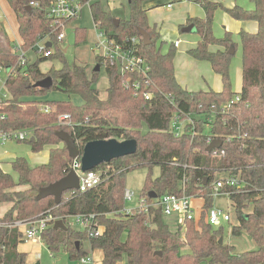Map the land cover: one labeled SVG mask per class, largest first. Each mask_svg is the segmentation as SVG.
I'll return each mask as SVG.
<instances>
[{
  "label": "trees",
  "instance_id": "trees-1",
  "mask_svg": "<svg viewBox=\"0 0 264 264\" xmlns=\"http://www.w3.org/2000/svg\"><path fill=\"white\" fill-rule=\"evenodd\" d=\"M30 1L7 0L17 18L23 40L21 48L29 50L47 37L51 39V46L45 45V48L49 50L55 45L56 52L51 50L49 56H37L33 62L27 60L21 66L16 54L0 43V66L14 67V73L5 80L9 96L0 99V132L30 131L33 141L31 136L18 141L28 142L33 152L50 147L49 160L31 166L25 157H16L12 161L16 181L10 173L0 169V202H13L0 221L10 224L40 215L66 220L72 214H94L97 225L104 227L98 234L96 227L75 230L67 223L65 230L52 225L43 230L41 239L47 249L54 253L64 251L71 260L88 255L82 248V242L88 241L91 248L102 250V264H122L124 259L127 264H264V0H250L254 4L252 9L238 5L227 9L238 19L258 22L255 33L239 31L242 47L239 93L233 91L230 75L233 54L228 49L234 43L231 33L216 37L212 31L213 14L217 8H224L221 4L196 0L206 15L188 19L201 39L187 52L195 59L208 61L213 71L221 75L223 88L217 92L187 90L176 81L175 48L169 46L166 52L159 49L163 41L155 26L148 22L143 7L147 0H129V16L119 18L118 24L113 20L115 16L102 9L100 2L92 3L91 17L97 28L120 42L131 36L139 37V53L150 68L152 98L149 100L134 95L132 87L123 84L126 78L142 81L139 75L121 74L110 66L104 68L109 83L107 96L99 98L95 86L99 70L88 73L84 65L67 63L64 50L56 40L59 26L46 16V3L31 7ZM140 30L150 35V44H143ZM74 34L77 45L85 40L86 30L77 27ZM210 45L223 48L210 51ZM54 56L62 59L61 68L51 67L43 73L39 64ZM97 62L102 66L99 58ZM46 76L52 78L50 87L34 86L35 81ZM51 90L78 95L82 103L35 100ZM40 104L54 108L44 112L38 107ZM175 112L181 119H192L179 135L171 129ZM62 113L69 115L65 124L58 120ZM61 130L74 138L80 150L86 142L109 138L134 139L137 148L133 154L94 167L93 170L106 169L99 185L74 191L69 196H65L66 191L59 204H55L53 196L38 200L35 196L40 187L70 171L72 158L56 134ZM208 137L222 141L221 146L214 149L224 150V156L215 157L212 150L206 151ZM154 166L159 167V175L153 178ZM138 167L147 169L140 198L147 203L153 201L150 191L157 194L155 198L168 193L201 197L204 202L199 218L186 220L183 228L179 226L173 231L163 220L160 207H150L148 213L122 212L125 177ZM222 171L240 175L243 183L241 188H230L228 197L235 217V222H228L230 233L239 236L246 232L255 242V249L236 252L234 246L224 240L223 225L214 226L205 221L206 211L212 208V181L216 173ZM17 185L28 187L9 190ZM220 237L223 238L221 244ZM23 239L18 227L0 226V264H26V253L17 248Z\"/></svg>",
  "mask_w": 264,
  "mask_h": 264
},
{
  "label": "built area",
  "instance_id": "built-area-1",
  "mask_svg": "<svg viewBox=\"0 0 264 264\" xmlns=\"http://www.w3.org/2000/svg\"><path fill=\"white\" fill-rule=\"evenodd\" d=\"M95 0H31L29 6L31 7H40L42 4L46 3L45 13L46 16L50 17L55 24L59 26V30L56 34L57 42H60L64 37V25L74 17H77L81 14L82 9L86 5H91ZM115 1V0H108ZM51 40L50 38H45L37 41L31 49L35 52H38L42 56H49L51 49L47 50L45 48V41ZM139 37L131 36L126 38L125 44L116 40L113 37H110L102 29H98L97 37L94 42L93 49L97 55L96 57L101 60L103 68L106 66L114 67L121 74H137L141 77V80H130L125 79L123 84L126 86H131L134 95H141L144 99L149 100L152 98V91L150 90L151 80L148 75L149 65L139 53ZM175 44L178 45V41H175ZM17 56V62L19 65L23 66L27 62V55L20 48ZM14 72V67H12ZM141 82V83H140ZM143 84V85H142ZM237 99V97H235ZM53 107L47 104H42L40 110L48 112L52 110ZM60 123H66L69 119L67 113H62L58 115ZM187 122H192L190 117L187 119H181L180 115L177 112L174 113V116L171 120V129L175 135H179L183 132L184 126ZM28 136L27 131H4L0 132V140L14 139V140H23ZM213 139L208 137L206 142L209 144ZM212 155L215 157L224 156V150L213 149ZM70 170H74L79 178L78 184L79 187L74 191H85L89 188L99 185L102 181V173L106 170H87L82 171L80 158H73L70 165ZM243 185L240 175H231L229 171H222L216 173L213 181L212 188L213 193L221 192L220 189L227 187L224 190V193L229 196L231 193L230 188H241ZM134 196V192L131 189L125 188L123 193L124 200H131ZM192 196L182 193L178 194H163L158 198H154L151 202H146L139 197L138 205L131 210L123 209L122 212L130 214L134 210L138 212L148 213L150 207H160L162 209L163 216L172 217L176 220L178 227L184 225V222L189 219L197 220L194 215V208L191 204ZM70 220L77 223L81 229L85 228H94L96 227L95 233H99L98 225L94 221V214L89 213H78L67 216ZM53 217L51 215H40L35 218L28 220H14L12 223L7 224L0 221V226L7 225L9 227L15 226L18 227L21 225H26V228L23 232L24 240H30L32 242L41 241V234L44 229L47 228L48 224L51 222ZM205 221L218 226L224 222L232 221L231 212L229 209H215L211 208L206 211ZM72 226V222H70ZM81 262L89 263L91 262V257L89 255L83 256L79 259Z\"/></svg>",
  "mask_w": 264,
  "mask_h": 264
},
{
  "label": "crops",
  "instance_id": "crops-1",
  "mask_svg": "<svg viewBox=\"0 0 264 264\" xmlns=\"http://www.w3.org/2000/svg\"><path fill=\"white\" fill-rule=\"evenodd\" d=\"M126 1L127 3H129L128 0ZM212 1L219 3L221 4V6L224 7V8L219 7L215 10L213 14V19H212V31H213V24L214 22H216L215 18H217L219 19V23H222V27L224 28L225 33L227 32L234 33L236 36H238V39H239L240 48H241V65L239 66L236 61L235 64L230 68V75L232 79L233 91L239 93L242 87V47H241V41L239 37V31L244 30L246 32L255 33L258 29V22L252 19H248V20L238 19L235 14H232L230 11H227V9L231 10L237 5L242 8L245 7L244 9H252L254 7V4L252 2L251 4L250 3L245 4L244 0H212ZM94 2H100V0H95ZM100 5H101V2H100ZM164 5L168 8V11H166L165 15L163 14L161 16L162 17L161 23L157 20L154 21V19L148 22L151 26H155V28L158 30L160 34V40L163 41L162 43H159V49L161 50V52H166L169 46H172L175 48V56L173 59V65H174V74H175L176 81L182 87L186 88L187 90H191V91L210 90V89L213 91H217V92L221 91L223 88L221 75L213 71L211 64L208 61L195 59L192 56H190L187 52L190 48L195 47L198 41L201 39L200 35L196 32L195 25L192 22L188 21V19L189 18H204L206 14H205L203 7L196 0H147L143 3V7L146 9V12H147V19H148V15H150V13L154 11V9L159 8L160 6H164ZM90 6L91 5H89V7ZM0 7H6L9 10L11 9V11L13 12L14 20H15L14 29H16L17 36L19 37V41H16V40L14 41L9 36L8 21L1 20L0 21V43L8 51L14 52L15 54H17L19 49L21 48L23 40L18 32V22H17L16 15L13 9L11 8V6L9 5V3L7 2V0H0ZM115 18L119 19L121 17H115ZM163 19H165L167 23H170V27L162 26V23L164 22ZM96 29H99V28L96 27ZM48 41L51 42V40L48 39L45 41V44ZM175 41H178V45L175 44ZM230 46H233L234 48L233 53L238 52V47H237L238 42L237 43L234 42ZM222 48L223 47L218 46V45H210L209 47L210 51H216L217 49H222ZM30 50H33V49L23 50V51L27 55V60L32 62L28 56V52ZM63 50L66 51V48H64ZM229 50H230V47L228 51ZM179 54L181 55L178 57ZM97 64L99 65V70H100V68L103 66H101L98 62ZM95 65L90 71L88 70L86 71L90 73L92 70H94ZM0 68H8V72L4 76V79H2L3 82L1 83V86H0V99H3L9 96L5 88V80L9 74L14 73V72L12 70L13 69L12 67H7V66L1 67L0 66ZM107 87L105 89V94H107L106 92ZM99 97L101 98L103 97L100 95V91H99ZM105 97L106 96H104L103 98ZM24 131H27L29 137L30 136L33 137L30 131L28 130H24ZM19 142L20 141L14 140V139L0 140V169L3 170L4 172L10 173L15 179V181L17 180V173L12 168V161L16 157L22 156V152L17 151L16 147H14L12 143H19ZM49 148L50 147H45L44 149L38 152L32 151L30 153L31 155L25 158L27 159L29 164L31 162L30 164L31 166L42 164V163H47L49 160V152H50ZM41 152H43V154H38ZM5 165H7V167ZM27 187H28L27 185H17V186L11 187L9 190L11 192H14V191L27 189ZM71 193H72L71 191H68L65 194V196H68ZM200 202H202V204ZM203 202L204 200L201 197L191 198V204L194 208V211L200 209L199 215L197 216L195 215L196 218H199L201 214ZM12 205H13L12 201L0 202V217H2L12 207ZM55 219L56 218L54 217L51 220V223L48 224V226L49 225L54 226ZM61 220H64V219L61 218ZM66 220L68 221L67 224L71 228H73L70 224L68 217H66ZM25 228H26V225L24 224L19 226V229L22 232H24ZM103 228H104L103 226L99 225L98 227L99 232H102ZM79 230H82V229H79ZM39 242L43 243L42 239ZM39 242H35V243H39ZM83 242H82V248H83ZM22 244H23L22 242L18 244L17 248L19 251L24 250L22 249ZM88 245H89V250L84 249V248L83 250L91 257L92 261L89 263H84L79 260V262L81 264H102V259H103L102 250L97 249V248L96 249L91 248L89 242H88ZM23 252H25L26 255L28 254L26 251H23ZM26 264H34V263L27 262V257H26ZM122 264H127L125 259L122 261Z\"/></svg>",
  "mask_w": 264,
  "mask_h": 264
},
{
  "label": "rangeland",
  "instance_id": "rangeland-1",
  "mask_svg": "<svg viewBox=\"0 0 264 264\" xmlns=\"http://www.w3.org/2000/svg\"><path fill=\"white\" fill-rule=\"evenodd\" d=\"M102 9L109 11L113 16L115 17H121V18H128L129 16V5L126 0H116V1H108V0H100ZM244 3H250V0H244ZM245 8V7H244ZM168 11V8L164 6H160L159 8L154 9L150 15H148V21H159L161 23L162 15ZM216 22L213 24V33L216 37H222L225 32L224 28L222 27V23H219V19L215 18ZM8 21L9 25V36L15 41H19V37L17 36L16 29L15 28V20L14 15L11 9L9 10L6 7H0V21ZM164 22L162 23V26L164 27H170V23H167L165 19H163ZM7 23V22H6ZM85 28L86 30V37L85 40L79 44H75V28ZM64 33L65 37L58 42V45L64 49L66 48V51H64V57L65 61L69 64L76 63V64H82L86 66V70L90 71L95 64H97V53L92 50L94 46V42L97 37L98 29H96L94 22L91 17V9L88 5L84 6L82 9V12L79 16L72 18L64 25ZM231 38L233 42H238V52H234L231 57V63L230 68L235 64L237 61L238 65H241V48L238 36H236L234 33H231ZM51 50L53 52H56V46L53 45ZM184 52V51H183ZM184 54V53H182ZM177 55V54H176ZM181 54L178 55V57ZM28 56L30 60L33 62L37 56H40L38 52H35L33 50H30L28 52ZM62 66V59H60L58 56H54L51 58H47L46 60L42 61L39 64V68L43 73H46L51 67L54 69H59ZM8 68H0V86L3 82L2 79H4V76L7 74ZM95 86L99 89L101 96H107L105 94V89L108 86V77L103 67L100 68L98 73V79L95 83ZM38 97V98H37ZM35 100L41 101V102H47V101H70L74 105H80L82 103V99L78 95H69L61 90H51L46 92L45 94L41 96H37ZM101 99H105V98ZM42 104H40L38 107L40 108ZM48 105V104H47ZM50 106V105H49ZM54 108V107H53ZM59 120V119H58ZM65 124V123H64ZM146 127L143 126V130H145ZM14 147H16V150L19 152H22V156L29 157L32 152L30 149V145L28 142H19V143H12ZM43 154V152L38 153ZM26 155V156H25ZM31 164V162H30ZM33 164V163H32ZM7 167V165H5ZM147 169L144 167H138L133 169L132 171L128 172L125 177V188L131 189L134 192V196L131 200L124 201V208L131 210L132 208L136 207L138 205V199L141 195V191L144 184V179L146 177ZM159 175V167L154 166L152 169V177H156ZM69 196V195H68ZM199 202V201H198ZM202 204V202H200ZM201 206V205H200ZM212 207L215 209H223L227 210L229 209L231 212L232 217V223L235 222L234 217V208L231 205L229 197L224 192H215L213 193V201H212ZM248 210V209H246ZM200 209L194 211V215H199ZM54 217V216H52ZM61 219L60 217H56L55 221ZM163 220L168 224L169 228L171 230H177L178 224L176 220L172 217H163ZM64 224L68 223L67 220H63ZM72 222V227L75 230L81 229L80 226L77 223H74V221L70 220ZM223 225V237L225 242L232 244L234 246V250L236 252L244 251V250H251L255 249L256 245L255 242L252 240V238L246 233L242 232L239 236H233L230 233V227L228 222L222 223ZM183 228V225H181ZM22 251H26L27 254V262L29 263H36L39 262V264H81L78 259L71 260L68 257V254L64 251H58V252H51L47 249L45 244L43 243H35L30 240H26L22 242ZM83 248L89 250L88 241L83 242ZM183 250H186L183 249Z\"/></svg>",
  "mask_w": 264,
  "mask_h": 264
},
{
  "label": "water",
  "instance_id": "water-1",
  "mask_svg": "<svg viewBox=\"0 0 264 264\" xmlns=\"http://www.w3.org/2000/svg\"><path fill=\"white\" fill-rule=\"evenodd\" d=\"M27 7L29 8V6ZM113 20L116 24H118V18H114ZM140 35L142 37L143 44H150V35L146 31L140 30ZM45 45L47 47H50L51 42L48 41ZM233 49V46H230V54H233ZM94 70H99L98 64L95 65ZM51 84V76H46L45 78L36 81L34 83V86L48 88L51 86ZM56 134L60 138V140L66 145L69 156L72 159L76 157L80 158L82 171L91 170L100 163L109 162L113 158L133 154L137 148V143L134 139H125L120 141L116 138H109L97 139L86 142L83 148L80 150L77 147L74 138L68 132L61 130L57 131ZM31 140L33 141L34 138L31 137ZM221 144L222 141L220 139H213L206 147V151L210 152L214 148H219ZM78 181L79 178L77 173L74 170H70L65 176L47 184L46 186L40 187L37 192L36 199L40 200L48 196H53L55 204H59L61 202L62 195L64 192L77 189L79 187ZM149 196L151 198H155L157 194L154 191H150ZM53 227L55 229H67L66 225L61 219L56 220L54 222ZM222 242L223 238L220 237L219 243L221 244ZM76 247H78V241H76ZM159 254L161 253L159 252ZM34 264H39V262H36Z\"/></svg>",
  "mask_w": 264,
  "mask_h": 264
}]
</instances>
